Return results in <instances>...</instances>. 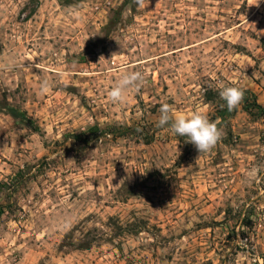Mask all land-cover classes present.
<instances>
[{
    "label": "rangeland",
    "instance_id": "obj_1",
    "mask_svg": "<svg viewBox=\"0 0 264 264\" xmlns=\"http://www.w3.org/2000/svg\"><path fill=\"white\" fill-rule=\"evenodd\" d=\"M254 2L0 0V264H264V137L244 152L231 122L264 115L219 96L261 75ZM164 103L221 139L198 153Z\"/></svg>",
    "mask_w": 264,
    "mask_h": 264
},
{
    "label": "clouds",
    "instance_id": "obj_2",
    "mask_svg": "<svg viewBox=\"0 0 264 264\" xmlns=\"http://www.w3.org/2000/svg\"><path fill=\"white\" fill-rule=\"evenodd\" d=\"M134 3L144 6V0H134ZM259 3L260 0H255L250 6L259 7ZM141 80L142 75L139 72L123 73L108 91L109 99L114 104L123 103L130 90H138ZM48 88V81L44 80L40 85L41 94L47 92ZM219 96L226 102L227 109L232 111L242 103L244 92L238 87L221 85ZM156 126L168 127L173 134L185 137V142L193 144L198 153L210 151L221 139L217 123L210 121L206 114L200 112H193L191 115L177 114L168 103L161 105Z\"/></svg>",
    "mask_w": 264,
    "mask_h": 264
},
{
    "label": "crops",
    "instance_id": "obj_3",
    "mask_svg": "<svg viewBox=\"0 0 264 264\" xmlns=\"http://www.w3.org/2000/svg\"><path fill=\"white\" fill-rule=\"evenodd\" d=\"M257 66L261 75L259 77L254 75V78H257L258 81L250 78V75L247 74L251 80H242V85H240V87L242 90H247L255 98V102L264 108V57L260 59ZM254 110L257 109L254 108ZM235 112V116H231L232 130L234 132L236 131L243 138L248 139V142L246 143L248 146L244 145L242 149L245 150L243 151L245 152L250 149V151L253 152L252 148L260 145L255 144L256 140L258 141L259 139L258 136L256 137V131L258 135L260 134L261 137H264V118L253 120L249 118L247 112L241 110L240 107H238ZM261 143H264V140H261Z\"/></svg>",
    "mask_w": 264,
    "mask_h": 264
},
{
    "label": "trees",
    "instance_id": "obj_4",
    "mask_svg": "<svg viewBox=\"0 0 264 264\" xmlns=\"http://www.w3.org/2000/svg\"><path fill=\"white\" fill-rule=\"evenodd\" d=\"M243 92H244V94H248L249 92L247 91V90H243ZM243 101H244V103H246L247 101H246V99L244 100L243 99ZM252 107L253 108H256L257 110H259L260 111V113H261V115H264V108L263 107H261V106H259L256 102H255V100H254V103H253V105H252ZM246 110H251V107H248V105H246V107H244ZM13 115H15L16 114V111H14L13 110V113H12ZM227 116V115H226ZM224 117H225V115H224ZM130 127H127L124 131H130ZM107 131L108 132H106V131H104V134L105 133H108V134H110V132L111 133H115V132H117L115 129H113V128H107ZM116 134V133H115Z\"/></svg>",
    "mask_w": 264,
    "mask_h": 264
}]
</instances>
